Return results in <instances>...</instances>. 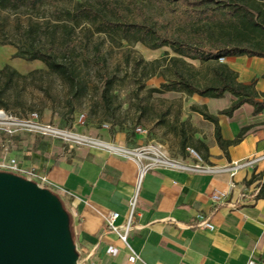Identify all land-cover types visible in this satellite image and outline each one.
<instances>
[{
    "label": "crops",
    "instance_id": "1",
    "mask_svg": "<svg viewBox=\"0 0 264 264\" xmlns=\"http://www.w3.org/2000/svg\"><path fill=\"white\" fill-rule=\"evenodd\" d=\"M224 62L239 73V81L255 80L264 93V58L243 55ZM189 98L218 115L225 139L251 126L230 146V158L208 119L207 137L197 138L209 146L208 161L179 160L142 170L145 164L128 151L125 136L116 138V147L79 145L70 155L54 153L49 145L44 154L32 152L26 164L47 176L44 187L56 192L70 213L79 264H264V192L257 197L263 180L246 183L264 171V111L255 115L254 106L244 103L232 116L220 114L234 99L228 92L220 99ZM253 158L258 159L244 164ZM217 191L226 193L223 202L212 200ZM132 199L136 205L125 243L107 219L117 212L115 224L127 223ZM199 215L214 227L199 226ZM109 245L119 248L116 256L107 251Z\"/></svg>",
    "mask_w": 264,
    "mask_h": 264
},
{
    "label": "trees",
    "instance_id": "2",
    "mask_svg": "<svg viewBox=\"0 0 264 264\" xmlns=\"http://www.w3.org/2000/svg\"><path fill=\"white\" fill-rule=\"evenodd\" d=\"M51 5L58 19L65 15L69 23H52L51 19L40 22L29 21L23 43H13L17 50L13 57L27 61L40 60L47 71L33 69L21 73L11 64L0 68V109H9V99L15 92L17 99L43 74L57 75L69 87L71 97L85 91L87 76L82 65L69 55L71 39L77 27L85 28L90 36L106 33L112 41L141 42L151 49L168 46L176 54L168 52L161 58L141 59L136 68L143 64L145 80L163 76L160 87L149 89L150 94L166 91L182 92L190 97L220 99L226 92L234 97L232 103L222 109L232 116L244 103L254 106V114L264 111V93L256 88V81L250 84L238 80L239 73L229 67L220 57L258 56L264 58V0H0V8L23 11L29 8L42 10ZM26 12V11H25ZM45 24V31L41 25ZM49 41L42 42L44 35ZM60 35V36H59ZM61 37L58 46L57 38ZM199 60L200 66L189 60ZM264 77V75H263ZM142 88L145 84L142 83ZM114 78H106L102 99L112 106ZM73 103L71 102V107ZM191 110L200 113L215 126V139L219 147L230 158V146L240 143L251 126L243 127L234 139H225L221 132L218 115L206 105L192 104ZM182 149L187 148L188 134L181 130ZM199 141L194 148L204 161L209 159V146ZM263 180L260 192H264V171L254 172L246 181ZM56 193V192H55ZM73 232V226L71 224Z\"/></svg>",
    "mask_w": 264,
    "mask_h": 264
},
{
    "label": "rangeland",
    "instance_id": "3",
    "mask_svg": "<svg viewBox=\"0 0 264 264\" xmlns=\"http://www.w3.org/2000/svg\"><path fill=\"white\" fill-rule=\"evenodd\" d=\"M57 17L51 5L40 11L29 8L24 12L0 8V68L8 63L25 74L33 69L47 71L48 67L40 60L14 58L17 48L13 43L26 41V27L32 18L40 22L51 19L56 23ZM60 18V23H69L64 14ZM44 26L41 25L42 31L46 29ZM87 27L90 25L77 27L69 55L81 63L88 88L71 97L69 87L60 77L45 73L27 86L19 100L14 92L8 101L9 109H0V164L15 158L31 167L26 162L32 159V152L44 154L48 145L53 147L54 153L70 155L79 145L109 143L115 146V140L120 136H125L124 144L131 151L142 153L145 165L155 163V159L173 163L179 160L200 162L201 156L194 148L199 145L198 137H207L209 121L191 110L195 102L182 92L150 94L149 89L160 87L164 77L157 75L145 80L144 65L136 68L141 59L161 58L166 52L176 55L171 48L151 49L141 42H115L103 32L92 37L85 30ZM48 41L46 34L42 42ZM189 61L200 66L199 60ZM109 77L114 78V102L110 107L102 99L104 83ZM37 124H49L77 137L44 134L35 127ZM183 128L188 134L186 150L182 149L181 142Z\"/></svg>",
    "mask_w": 264,
    "mask_h": 264
},
{
    "label": "water",
    "instance_id": "4",
    "mask_svg": "<svg viewBox=\"0 0 264 264\" xmlns=\"http://www.w3.org/2000/svg\"><path fill=\"white\" fill-rule=\"evenodd\" d=\"M71 224L53 190L0 171V264H79Z\"/></svg>",
    "mask_w": 264,
    "mask_h": 264
},
{
    "label": "built area",
    "instance_id": "5",
    "mask_svg": "<svg viewBox=\"0 0 264 264\" xmlns=\"http://www.w3.org/2000/svg\"><path fill=\"white\" fill-rule=\"evenodd\" d=\"M226 60V57L222 56L220 57V61L224 62ZM39 131L43 132L44 134L46 133H54V134H58V132H60V130L53 128L51 125L46 124V125H40L37 124L35 126ZM130 153L136 155L137 158H139L140 160H142V157H140L138 155V153H140L142 155L141 152L139 151H130L128 150ZM192 152H195V150L193 149ZM258 158H253L252 160L245 162L244 164H250L253 161L257 160ZM157 160V161H156ZM155 163H150L148 165H144L143 169L147 167H150L151 165H157V164H174L173 162H170L168 160H159V159H155ZM239 165V164H238ZM236 165V166H238ZM0 168L5 169L8 172L14 173L16 175H20L25 177L26 179H29L31 181H35L36 183H38L39 186L44 187L45 185L48 184V179L46 175L41 174L35 167H27L25 165H23L20 161H17L15 158H10L7 161H3V163L0 164ZM4 170V171H5ZM212 200H214V202L216 203H220L223 202L224 199L226 198V193L224 192H213L212 195ZM136 202L135 199L131 200V207H130V213H129V221L125 224L122 225H116L115 224V220L117 219L118 213L117 212H112L109 214L107 222L109 225V228L111 230H113L114 232H117L118 235L120 236V238L122 239V241L124 240L125 243L127 240V236L129 234V229L131 228V223H132V219H133V212H134V208H135ZM198 225L202 226V227H206L208 229H212L214 227L213 223L211 222V220H209L208 218L204 217L203 215H199V219H198ZM109 253H111L112 255L116 256L119 253V248L113 245H109L108 246V250ZM131 260H134L136 258L135 255H131L130 256ZM247 264H255V262L253 261H249Z\"/></svg>",
    "mask_w": 264,
    "mask_h": 264
},
{
    "label": "bare ground",
    "instance_id": "6",
    "mask_svg": "<svg viewBox=\"0 0 264 264\" xmlns=\"http://www.w3.org/2000/svg\"><path fill=\"white\" fill-rule=\"evenodd\" d=\"M65 134V135H67V136H70V137H74V138H76L77 136H73V135H71V134H69V133H66V132H64V131H60V132H58V134ZM114 147V146H113ZM138 155L140 156V157H143V155H141L140 153H138Z\"/></svg>",
    "mask_w": 264,
    "mask_h": 264
}]
</instances>
